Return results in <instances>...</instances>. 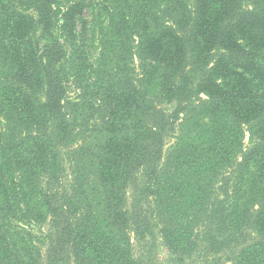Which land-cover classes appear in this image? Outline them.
<instances>
[{
    "label": "trees",
    "instance_id": "16d2710c",
    "mask_svg": "<svg viewBox=\"0 0 264 264\" xmlns=\"http://www.w3.org/2000/svg\"><path fill=\"white\" fill-rule=\"evenodd\" d=\"M157 237L264 264V0H0V264H155Z\"/></svg>",
    "mask_w": 264,
    "mask_h": 264
},
{
    "label": "rangeland",
    "instance_id": "374dc122",
    "mask_svg": "<svg viewBox=\"0 0 264 264\" xmlns=\"http://www.w3.org/2000/svg\"><path fill=\"white\" fill-rule=\"evenodd\" d=\"M91 13H92V11L90 9H86L83 12V17L90 21L91 20V17H92V14ZM95 44H97V43L95 42ZM89 50H90L89 52H91L90 53L91 54L90 55V58H91V60H93L95 58V56H96V51H93L94 48H90ZM168 108H171V107L168 106ZM244 142L247 143L248 142V139L245 138V141ZM46 229H47V226L45 225V226H42L41 228H35V229H33V230L31 229V230L38 237L41 234H43L46 231ZM131 238H132L131 241H132V243L134 245V248L136 250L135 252L136 253H139V250L136 247V242L134 240V236L131 235ZM161 240L162 239L160 237H157V239H156V245H155V250L153 248V250L155 251L154 262H155V264H169V254L166 251V249L162 246ZM44 249H45V246H43V250ZM200 259H198V264H204V262L202 261V259L201 260Z\"/></svg>",
    "mask_w": 264,
    "mask_h": 264
}]
</instances>
